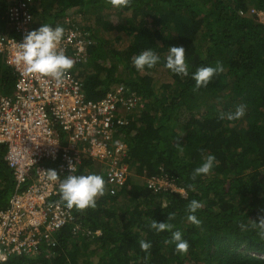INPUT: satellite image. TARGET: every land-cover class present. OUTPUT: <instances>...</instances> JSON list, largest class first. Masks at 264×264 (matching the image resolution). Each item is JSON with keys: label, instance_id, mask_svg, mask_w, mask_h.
<instances>
[{"label": "trees", "instance_id": "trees-1", "mask_svg": "<svg viewBox=\"0 0 264 264\" xmlns=\"http://www.w3.org/2000/svg\"><path fill=\"white\" fill-rule=\"evenodd\" d=\"M24 11L36 30L67 25L85 35L84 58L68 56L74 60L68 73L82 82L87 98L100 99L119 85L141 106L114 132L125 144L124 184L110 192L109 161L83 157L72 175L103 176L106 190L97 207L71 209L74 220L49 233L54 243L46 251L0 264H264V240L250 227L264 215V21L258 16L264 0H131L123 8L106 0H0V33L15 35V13ZM170 46L184 47L188 77L165 67ZM149 49L160 59L138 71L133 59ZM218 61L224 71L193 91L196 69ZM158 69L165 75L157 79ZM15 79L0 53V92L11 93ZM241 104L245 115L228 120ZM5 152L0 144V209L15 189ZM210 154L217 161L210 173L191 180ZM160 174L186 196L149 189L145 179ZM190 183L195 190L187 188ZM51 200H60L59 193ZM192 200L203 204L194 213L199 227L187 219ZM170 214L174 219L167 221ZM152 220L174 227L157 233L149 227ZM241 223L249 227L241 230ZM176 230L189 244L186 254L165 243ZM142 240L152 244L150 255L141 251Z\"/></svg>", "mask_w": 264, "mask_h": 264}, {"label": "built area", "instance_id": "built-area-1", "mask_svg": "<svg viewBox=\"0 0 264 264\" xmlns=\"http://www.w3.org/2000/svg\"><path fill=\"white\" fill-rule=\"evenodd\" d=\"M258 16L264 21L263 13ZM15 20V35L0 33V53L16 76L11 93L0 94V144L6 146L4 159L15 182L7 206L0 209V262L47 250L54 243L49 233L74 220L65 204L51 199L59 193L60 180L75 173L83 157L109 161L110 189L124 184L127 166L120 159L125 156V144L114 132L141 106L138 97L126 94L119 85L93 100L87 98L82 82L69 73L59 86L49 78L28 73L14 58L17 43L36 30L35 19L24 11L16 12ZM63 28L58 49L76 61L83 60L85 35L74 27ZM45 160L55 164L59 180L47 179L45 171L50 169ZM145 183L155 190L182 189L166 174L147 177Z\"/></svg>", "mask_w": 264, "mask_h": 264}, {"label": "clouds", "instance_id": "clouds-1", "mask_svg": "<svg viewBox=\"0 0 264 264\" xmlns=\"http://www.w3.org/2000/svg\"><path fill=\"white\" fill-rule=\"evenodd\" d=\"M107 3L113 7L123 8L131 4V0H106ZM64 35V28L56 26L53 28L49 24H42L37 30L28 32L22 43H17V54L14 62L23 64L26 71L30 74H39L42 77L49 78L54 81L57 86L64 82L67 73L73 68L74 60L65 55L63 49H58ZM185 49L183 46H170L169 52L166 57L165 67L174 74L181 77L189 76V66L185 60ZM159 56L152 50H144L133 59L134 67L138 71H144L145 68L152 69L159 61ZM224 71L223 65L218 61L215 67L204 66L199 67L192 74L191 78L195 81L193 91L200 88H206L213 78ZM246 106L241 104L237 106L234 113H228V120H238L245 115ZM220 119H225V114L221 113ZM177 147L180 146L179 138L175 141ZM217 163L214 155H208L204 162L196 167L191 173L190 179L195 181L199 175H208L214 164ZM69 164L70 172L75 169ZM46 176L49 181L55 182L60 179L56 170H46ZM189 190H195L194 184H188ZM106 185L102 175L99 174H86V175H67L65 179L60 180L59 183V196L60 201L71 210L75 208L77 211L86 209H95L97 207V198L105 194ZM114 189H110V192ZM172 190V189H170ZM182 196H186L184 189H176ZM189 213L187 219L193 225L199 227L201 221L194 213L203 207V204L197 200H192L187 206ZM264 211V210H262ZM174 219V214L167 216V221ZM156 222L152 220L149 225L150 229L156 230L157 233L163 231H171L174 227L173 224L168 222ZM59 226V225H58ZM241 230H246L245 224L239 225ZM250 227L257 231V235L261 240H264V215L258 216L256 220H252ZM96 231L98 233H96ZM91 231L93 234L100 235L101 231ZM165 243H174L175 251L180 254H186L189 244L182 238V232L176 230L172 232L171 240ZM152 244L146 241H140L141 251L150 255ZM46 251V250H45ZM38 254V253H37ZM36 254V255H37ZM34 256V255H31Z\"/></svg>", "mask_w": 264, "mask_h": 264}, {"label": "rangeland", "instance_id": "rangeland-1", "mask_svg": "<svg viewBox=\"0 0 264 264\" xmlns=\"http://www.w3.org/2000/svg\"><path fill=\"white\" fill-rule=\"evenodd\" d=\"M106 11H107L106 9L103 10L104 13H105ZM76 16H77L76 18H79L80 15H77V14H76ZM83 19H84V18H83ZM87 23H90V22H87ZM153 74H154V76H155L157 79H158V77H163V76L165 75L164 72L161 71V69H158V70L154 71ZM0 94H6V93H4V92L1 91Z\"/></svg>", "mask_w": 264, "mask_h": 264}]
</instances>
